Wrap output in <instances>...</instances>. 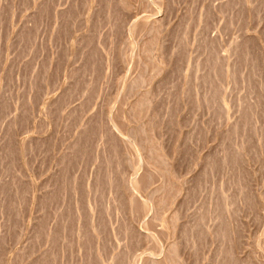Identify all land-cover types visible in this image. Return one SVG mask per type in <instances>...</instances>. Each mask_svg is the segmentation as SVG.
Masks as SVG:
<instances>
[{
    "label": "rangeland",
    "instance_id": "rangeland-1",
    "mask_svg": "<svg viewBox=\"0 0 264 264\" xmlns=\"http://www.w3.org/2000/svg\"><path fill=\"white\" fill-rule=\"evenodd\" d=\"M228 263L264 264V0H0V264Z\"/></svg>",
    "mask_w": 264,
    "mask_h": 264
},
{
    "label": "bare ground",
    "instance_id": "bare-ground-1",
    "mask_svg": "<svg viewBox=\"0 0 264 264\" xmlns=\"http://www.w3.org/2000/svg\"><path fill=\"white\" fill-rule=\"evenodd\" d=\"M141 77V76H140ZM150 79V78H149ZM152 144V143H151ZM152 149V148H151ZM150 151V150H149ZM152 153V152H151ZM158 153V152H157ZM161 158V157H160ZM153 159V158H152ZM157 159V158H156ZM162 159H164V158H162ZM163 166V165H162ZM164 169V168H163ZM133 187H134V185H133ZM132 188V187H131ZM173 248V247H172ZM174 249V248H173ZM172 252V251H171ZM172 254V253H171ZM226 260V259H225ZM224 262V261H223ZM229 264V263H228Z\"/></svg>",
    "mask_w": 264,
    "mask_h": 264
}]
</instances>
